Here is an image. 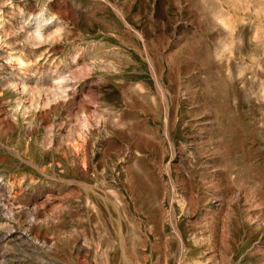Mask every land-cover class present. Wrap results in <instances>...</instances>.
Listing matches in <instances>:
<instances>
[{
	"label": "rangeland",
	"instance_id": "1",
	"mask_svg": "<svg viewBox=\"0 0 264 264\" xmlns=\"http://www.w3.org/2000/svg\"><path fill=\"white\" fill-rule=\"evenodd\" d=\"M0 264H264V0H0Z\"/></svg>",
	"mask_w": 264,
	"mask_h": 264
}]
</instances>
